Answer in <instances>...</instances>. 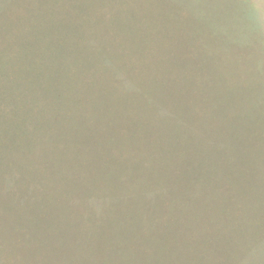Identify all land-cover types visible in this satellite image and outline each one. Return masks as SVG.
Segmentation results:
<instances>
[{"label":"rangeland","instance_id":"1","mask_svg":"<svg viewBox=\"0 0 264 264\" xmlns=\"http://www.w3.org/2000/svg\"><path fill=\"white\" fill-rule=\"evenodd\" d=\"M0 264H264V0H0Z\"/></svg>","mask_w":264,"mask_h":264}]
</instances>
